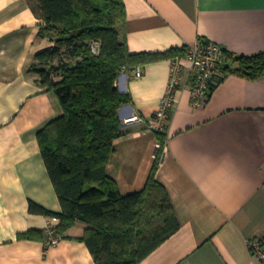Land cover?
Instances as JSON below:
<instances>
[{"label":"crops","instance_id":"1","mask_svg":"<svg viewBox=\"0 0 264 264\" xmlns=\"http://www.w3.org/2000/svg\"><path fill=\"white\" fill-rule=\"evenodd\" d=\"M123 2L126 20L117 29L132 53L163 52L197 40L235 55L264 53V0ZM42 23L29 0H0V264H95L78 239L85 223L75 222L47 246L49 216L29 210L33 202L61 211L36 137L63 113L55 92L30 69L34 53L51 44L38 35ZM136 66L141 75L134 76L133 67L116 79L128 96L117 114H136L140 121L121 127L125 133L113 142L105 172L121 194L137 192L158 156L155 179L179 223L139 264H257L246 240L264 235V75L251 80L223 71L204 105L193 108L185 73L165 142L157 147L147 120L166 91L171 61Z\"/></svg>","mask_w":264,"mask_h":264},{"label":"trees","instance_id":"2","mask_svg":"<svg viewBox=\"0 0 264 264\" xmlns=\"http://www.w3.org/2000/svg\"><path fill=\"white\" fill-rule=\"evenodd\" d=\"M29 2L43 21L38 35L51 42L34 53L30 69L39 74L46 89L55 92L63 110L36 134L61 211L51 212L33 202L29 210L58 216L60 234L77 221L85 223L78 239L95 264H139L179 223L165 188L155 179L158 156L137 192L121 194L105 172L113 142L125 133L117 111L128 96L119 92L116 79L123 69L184 56L187 47L130 52L117 29L126 20L123 0ZM93 40L100 42L96 55L90 51ZM224 51L223 71L251 80L264 75V53L244 56ZM229 60L238 65L229 68ZM156 134L163 145L165 131Z\"/></svg>","mask_w":264,"mask_h":264},{"label":"built area","instance_id":"3","mask_svg":"<svg viewBox=\"0 0 264 264\" xmlns=\"http://www.w3.org/2000/svg\"><path fill=\"white\" fill-rule=\"evenodd\" d=\"M186 47L187 52L184 56H176L170 59V77L166 91L157 110L147 120V129L154 133H161L166 130L170 111L176 102V91L185 73L186 85L189 86L190 90V104L193 108L202 107L211 91L223 78L222 67L226 62V57L224 49L219 44L209 40H197L192 44H186ZM99 49L100 42L98 40L91 41V53L96 55L99 53ZM141 72L140 66H135L132 70L134 76L141 75ZM119 119L122 127L140 121L136 114L122 116ZM159 145L157 143V147ZM59 222L60 218L58 216L49 215L45 227L47 246L57 244L62 238L57 231ZM246 244L257 264H264V235L249 237Z\"/></svg>","mask_w":264,"mask_h":264},{"label":"rangeland","instance_id":"4","mask_svg":"<svg viewBox=\"0 0 264 264\" xmlns=\"http://www.w3.org/2000/svg\"><path fill=\"white\" fill-rule=\"evenodd\" d=\"M64 55H65V53H64ZM55 76H53V78H54Z\"/></svg>","mask_w":264,"mask_h":264}]
</instances>
